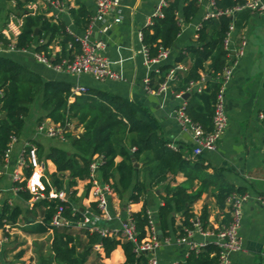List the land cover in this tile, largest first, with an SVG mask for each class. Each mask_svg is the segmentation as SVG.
<instances>
[{"label":"trees","instance_id":"16d2710c","mask_svg":"<svg viewBox=\"0 0 264 264\" xmlns=\"http://www.w3.org/2000/svg\"><path fill=\"white\" fill-rule=\"evenodd\" d=\"M13 1V10L21 18L19 33L15 38L16 49L33 48L35 53L43 54L57 63L64 58L72 59L79 52L77 34L70 32L63 20H54L45 11H32L26 6L37 0ZM61 1V0H59ZM244 0H215L217 8L229 10ZM200 9L199 0H165L162 17L153 16L152 23L141 29V43L148 50L149 57H155L160 49L172 48L183 24L191 22ZM70 18L78 30H85L90 22V14L83 4L69 9ZM230 16L217 19H203L197 29L196 39L181 49L175 62L189 60L184 72L178 71L175 80L170 83L172 93H189L185 100V113L192 123L204 131L212 130L216 98L221 88V77L227 64V51L224 39L230 24ZM10 41L0 35V44L7 46ZM58 47L53 51L52 46ZM171 64L160 67L159 74L151 75L153 81L162 82ZM203 81L200 91L191 85ZM156 87V86H155ZM70 84L61 81H43L41 76L12 58L0 56V178L1 168L5 164L4 155L12 138H18L25 126L26 118L34 111H41L37 121L48 118L52 123L64 127L63 136L70 141L71 151L52 145L43 155L42 146H36L39 159L50 160L55 171L49 175L50 185L44 180V190L40 198L26 212L29 232L37 235L50 234L49 258L41 256L38 264H104L117 246L123 250L125 259L119 264H149L148 254H136L132 241L114 236H102L88 230H76L70 226H54L52 220L60 219L74 224L82 219L81 208L75 207L76 185L78 181H87L92 157L101 156L99 171L102 182L109 184L121 195L130 191L129 202H142L141 208L132 212L138 232L137 241L146 235L145 227L149 208L148 192L177 173L185 180L174 186L167 184L162 204L154 214V220L161 237H182L185 230L192 229L194 219L198 218L202 228L212 227L209 222V208L203 206L196 215L193 204L211 186L215 204L224 210L227 197L239 193L234 186L224 181L213 182L212 176L200 162L187 160L179 150H172L169 142L158 135L146 122L142 121L132 106L123 98L90 89L84 94L72 95ZM5 113V117L2 114ZM81 126L79 135H72V128ZM120 157L119 162L115 158ZM142 161V167L136 168L135 162ZM31 167L23 169L24 179L13 182L17 186L16 195L23 201H30L34 195L27 190V179ZM115 174L118 175L115 181ZM199 186L193 190V183ZM213 184V185H212ZM89 190V185L86 191ZM63 192L67 199L50 196ZM90 210L99 215L95 203ZM176 215H180L179 223ZM22 217L18 205L4 200L0 206V230L7 232ZM229 214L223 213L220 225L229 223ZM114 255V254H113ZM23 256L20 251L18 258ZM217 248L207 245L198 252L189 251L184 263L176 264H213Z\"/></svg>","mask_w":264,"mask_h":264},{"label":"crops","instance_id":"0c3cea01","mask_svg":"<svg viewBox=\"0 0 264 264\" xmlns=\"http://www.w3.org/2000/svg\"><path fill=\"white\" fill-rule=\"evenodd\" d=\"M161 1L121 0L119 11L116 14L120 17V21L115 23L111 15L107 19V26L98 23L92 30L90 39L92 37V41L100 39L104 42L102 52L111 61L113 69L120 75L118 80L99 82L85 75L75 76L57 72L38 62L33 56V48L24 52L0 49V56L14 59L39 74L43 81L66 82L71 88L79 84L95 92H103L125 99L142 121L148 123L158 135L169 142L172 150H179L187 160L200 162L204 171L212 176L214 183L224 181L234 186L239 193L246 194L248 199L243 206L239 227L241 249L230 255L229 264H264V164L262 160L264 127L256 118L257 112L264 111V15L244 10L234 16L235 31L229 46L231 49H236L242 41L245 42V46L224 89V106L228 124L216 150L193 157L194 141L191 134L182 129L174 114L181 100L171 97L170 94L163 98L144 90L143 79L146 68L143 63L142 43L139 35L147 21L152 19ZM207 2V0H200L197 15L191 22L182 25L175 45L168 50L165 64L177 63L175 62L177 53L196 39L197 28L203 20ZM32 3H28L26 7L34 11H45L47 16L54 20L65 21L68 30L78 36L82 35L87 28L78 30L75 27L70 18L69 9L83 4L90 17L96 14V5L93 0H61L59 8L54 7L48 0H37ZM13 7V1L0 0V30L7 28L11 14L16 17L13 23L21 20ZM102 25L106 27L105 32L99 30ZM52 49L56 51L58 47L53 45ZM177 64L182 67L179 71L184 72L189 65V60ZM158 83L155 78L153 87ZM41 114H43L41 111H34L26 118L24 129L13 144L8 167L1 168L3 177L7 180H11L18 157L28 141L39 143L43 148V155L52 145L68 151L72 150L69 140H61L62 142L59 140L61 144H58L54 138L37 133V126L41 122L52 124L48 118L38 122L37 119ZM72 130V135L76 136L82 132V127L73 126ZM120 160V157L115 158L116 163ZM39 161L41 167L38 170L44 175H50L55 171V166L50 160L39 159ZM134 166L141 168L142 161L135 162ZM114 179L117 181V174ZM184 180L183 174L177 173L174 177L169 175L165 182L152 187L148 192L149 208L156 212L157 207L162 204L161 197L165 195L167 184L174 186ZM87 185V181H78L75 187L76 197L84 204L79 206L81 209L90 206L91 203L89 191H86ZM198 186L199 182L195 181L193 190ZM213 186L193 204L196 215L200 214L203 206L209 208V222L212 225L208 228L210 230L221 226L223 213H227L226 204L224 210L219 209L215 204L212 195ZM12 187V180L11 184L0 186V196L9 191L13 192ZM129 195V190L118 195L112 188V193L108 196V210L111 218L108 221L100 220L99 224L107 228L118 229L126 221L129 210L138 211L142 202L130 203ZM11 196L5 199L9 203ZM179 218L180 215H176L177 223H179ZM195 239L201 240V237L196 235ZM155 255L161 264L184 263L188 250L186 245L172 243L162 245L156 250ZM110 257L112 258L110 259L111 264L122 263L125 259L120 246L116 247ZM104 260H109V258H104Z\"/></svg>","mask_w":264,"mask_h":264},{"label":"built area","instance_id":"2783aa9c","mask_svg":"<svg viewBox=\"0 0 264 264\" xmlns=\"http://www.w3.org/2000/svg\"><path fill=\"white\" fill-rule=\"evenodd\" d=\"M54 7H60L59 0H48ZM96 5V14L90 17V22L85 32L76 37L79 42L80 49L72 59L64 58L57 63H53L50 58H47L43 54L35 53L33 50L34 58L49 68L62 73H67L75 76H89L96 81L106 82L110 80L120 79V75L113 69L111 61L106 58L102 52L104 48V42L100 39L91 40L90 36L95 25L98 23L105 24L107 26V19L113 15V21L118 23L120 17L116 16L119 11L121 0H93ZM207 9L203 19L214 18L217 19L221 16H230L231 21L228 26L225 39L224 48L227 51V64L223 70L221 77V88L216 98V104L214 114L212 117V130L209 132L204 131L200 126L195 125L191 122L189 117L185 113V100L182 98L183 93H172L176 99L181 100V103L177 106L174 111L176 119L179 121L182 129L191 134L194 141V147L192 149V156L199 157L204 152H212L216 150L218 142L223 136V133L228 124V118L224 106V89L233 73V68L237 63L238 58L243 54V47L245 42L242 41L240 46L236 49H231L229 44L232 41V36L235 31V14L247 10L251 13L264 15V0H244L243 3L236 5L232 9L222 10L216 7L215 0H207ZM200 2V0H199ZM33 4V3H31ZM165 5V0H162L157 6L154 15L162 17V7ZM29 8V7H28ZM30 9V8H29ZM34 11L33 9H30ZM15 15L11 14L9 17V25L7 28L0 30V35L7 38L10 43L7 46L0 44V49L6 51L24 52L28 49H16L15 38L19 33V26L21 20L13 23ZM152 23V19L148 20L146 25ZM104 25V26H105ZM200 25L198 26V28ZM197 28V29H198ZM102 32L106 31V27H99ZM141 39V31H140ZM197 37V33H196ZM195 37V38H196ZM30 49V48H29ZM143 63L146 68L145 76L143 79L144 90L147 93L155 94L165 98L170 93V83L175 80L176 73L182 69L180 64H173L168 69L165 79L159 82L156 87L151 85V75L159 74L160 67L165 64L168 57L169 49H160L159 53L155 57H149L148 50L142 45ZM203 85V81L194 83L191 85L192 89L200 91ZM72 95L84 94L88 89L83 85H75L71 89ZM1 96V92H0ZM257 120L264 127V111L256 113ZM37 133L44 135L49 138L64 140V127L57 124H46L41 122L37 126ZM16 138H12L8 149L5 152L4 159L5 164L3 168H7L11 151ZM262 160L264 164V137L262 144ZM102 162L101 156H93L89 166V176L87 183L89 185V197L91 203H95V208L99 210V215L94 214L90 210V206L81 209L82 219L76 223L69 224L60 219L59 209L58 215L54 216L52 225L54 226H72L76 230H88L90 232L99 233L102 236H114L121 239H126L134 243L133 251L138 255L140 253L148 254L149 264H161L155 255L157 249L162 245L168 244H183L187 246V250L198 252L204 249L207 245H213L217 248V256L213 264H229L230 255L241 249V239L239 236V227L242 217V210L244 203L247 201L248 196L243 193L233 192L226 199L227 213L229 214V223L221 225L215 229H203L198 218L194 219L192 229L185 230V235L182 237H161L158 232L154 214L155 212L148 208L147 214V225L145 227L146 235L141 241H137V229L134 220L131 217L132 212L129 210L127 213V219L118 229L107 228L104 225H100L99 221L110 220V214L108 210V196L112 193V188L109 184L102 182L101 174L99 171V164ZM31 167L32 172L30 177L27 179L26 188L35 197L40 198V191L44 190V180L50 185V179L44 175L40 170L41 163L37 156L36 146L31 141L25 143L22 152L20 153L16 169L13 171L11 180L12 182L22 181L24 179L23 169ZM17 186H13L12 190L16 192ZM50 196L58 197L59 199H67V195L63 192L58 194L51 192ZM9 226L6 225L5 229L8 231ZM199 235L201 240L195 239V236ZM176 264V263H168Z\"/></svg>","mask_w":264,"mask_h":264},{"label":"rangeland","instance_id":"374dc122","mask_svg":"<svg viewBox=\"0 0 264 264\" xmlns=\"http://www.w3.org/2000/svg\"><path fill=\"white\" fill-rule=\"evenodd\" d=\"M55 140L58 144L62 142L61 139ZM59 140L61 142H59ZM17 146H19V144H17ZM46 176L49 178V174H46ZM5 181L8 182L5 183ZM9 183L11 184V180H7L6 177L0 178V186L4 187ZM13 192L9 191L7 194L0 196V206L5 199H8L6 197L12 195L9 201L12 205H19L22 211V217L17 224L9 227L7 232L0 230V264H38L41 256L50 257L48 248L51 235L46 234L40 236L29 232V226L26 222V217L28 216L26 210L33 206L37 198L34 195L30 201L26 202L18 195H15L16 192H14V194ZM83 205L80 199L74 203L75 207ZM20 251H23V256L18 258L17 256ZM111 257H108L109 260L103 259L102 262L104 264H111Z\"/></svg>","mask_w":264,"mask_h":264},{"label":"water","instance_id":"95a60500","mask_svg":"<svg viewBox=\"0 0 264 264\" xmlns=\"http://www.w3.org/2000/svg\"><path fill=\"white\" fill-rule=\"evenodd\" d=\"M235 15H236V14H235ZM91 39H92V37H91ZM188 96H189V93H184V94L182 95V98H183L184 100H186V99L188 98ZM2 117H5V113L2 114ZM135 166H136V164H135Z\"/></svg>","mask_w":264,"mask_h":264}]
</instances>
